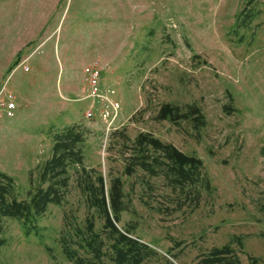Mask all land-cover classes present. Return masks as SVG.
I'll return each instance as SVG.
<instances>
[{"label": "rangeland", "instance_id": "rangeland-1", "mask_svg": "<svg viewBox=\"0 0 264 264\" xmlns=\"http://www.w3.org/2000/svg\"><path fill=\"white\" fill-rule=\"evenodd\" d=\"M92 64L120 107L112 129L84 91ZM2 86L16 107L0 117V172L18 198L37 184L54 135L78 123L84 164L107 188L123 182L118 226L156 251L141 264H194L227 244L241 264H264V0H0ZM163 103L199 106L204 124L158 120ZM140 131L200 158L212 190L199 204L124 173L120 133L131 142ZM70 175L67 201L49 203L37 230L1 218L0 264H72L58 240L63 214L83 222L87 211Z\"/></svg>", "mask_w": 264, "mask_h": 264}, {"label": "trees", "instance_id": "trees-1", "mask_svg": "<svg viewBox=\"0 0 264 264\" xmlns=\"http://www.w3.org/2000/svg\"><path fill=\"white\" fill-rule=\"evenodd\" d=\"M158 120L177 123L188 120L195 127L204 124L199 106L179 107L163 103L156 111ZM126 142L124 173L136 171L158 178L162 184L184 199L189 197L199 204L204 191L212 190L200 158L187 154L170 142L163 141L149 131H140L131 142ZM85 131L78 123L64 127L53 137L51 155L35 170L37 184L27 198H18L11 176L0 172V220L3 216L19 218L28 229L37 230V219L44 214L49 203L63 205L70 190V171L84 199L87 214L83 222L75 214L64 212L58 240L62 252L72 264H99L107 258L114 264H141L156 251L148 243L132 235L129 229L119 227L123 209V182L111 179L106 187L102 174L84 164ZM33 181V172L30 173ZM34 183V182H33ZM100 226L97 228V222ZM1 228V226H0ZM3 240L0 239V244ZM194 264H241L237 252L230 245L212 247L201 254ZM249 264H258L255 258Z\"/></svg>", "mask_w": 264, "mask_h": 264}, {"label": "built area", "instance_id": "built-area-1", "mask_svg": "<svg viewBox=\"0 0 264 264\" xmlns=\"http://www.w3.org/2000/svg\"><path fill=\"white\" fill-rule=\"evenodd\" d=\"M23 64V62H21ZM24 70H28L26 65H23ZM86 87V97L98 99L101 101V108L99 109V117L106 123V128L112 129L113 123L117 118L120 109L118 102L110 98L109 94L114 93L111 89H105L100 82V69L96 65H89L84 67ZM16 107L14 95L7 91L4 86L0 89V117H12ZM87 117L93 116L91 111L86 113Z\"/></svg>", "mask_w": 264, "mask_h": 264}]
</instances>
